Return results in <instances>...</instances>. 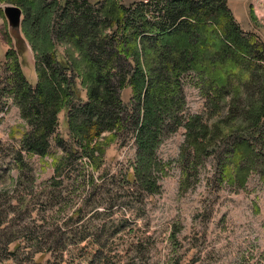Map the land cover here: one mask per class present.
Instances as JSON below:
<instances>
[{
	"label": "trees",
	"instance_id": "1",
	"mask_svg": "<svg viewBox=\"0 0 264 264\" xmlns=\"http://www.w3.org/2000/svg\"><path fill=\"white\" fill-rule=\"evenodd\" d=\"M2 1L17 2L15 5L23 10L22 29L36 53L39 79L34 86L26 80L21 50L16 49L10 71L16 76L15 89L11 93L24 116L31 118L32 127L22 140V149L0 168H9L16 160L23 172L28 163L22 150L46 154L58 126V113L66 107L71 140L56 137L57 145L67 149L68 155L66 163L64 160L55 169L53 188L62 182L57 176L83 156L75 142L92 146L85 153L90 158L98 150L95 137L104 131L124 129L136 146L135 169L126 174L125 180L140 190L153 191L148 183L152 171L159 168L156 148L183 123L185 103L180 77L193 71L203 78L206 91L220 95L215 97L217 100H223L224 94L229 97L224 131L212 130L199 114L188 117L186 128L195 143L193 151L201 154L199 142L208 139L215 145L204 155L213 157L218 173L244 181L250 171L259 170L264 178V42L242 31L228 8V0H147L130 6L113 0ZM60 8V22L49 30ZM116 24L117 31L111 32ZM124 26V35L116 38ZM55 40L73 44L79 61L61 56ZM126 84L133 88L129 105L121 98ZM83 89L87 91L86 99L82 97ZM129 140L124 139L122 144ZM82 210H74L65 225L81 217ZM0 221L2 227L6 219ZM42 228L22 222L14 227V233L5 231L7 227L0 228V254L25 264L30 256H22L26 250L20 252L21 244L27 246L25 249L36 240L38 250L50 252L55 264H63L70 253L67 248L92 236L85 226H73L71 231L55 236ZM122 228L119 224L113 233ZM94 237L89 244L97 249L71 251L69 263H128L126 255H112L122 251H111L106 238L98 234ZM13 242L19 245L12 251ZM3 260L0 257V262Z\"/></svg>",
	"mask_w": 264,
	"mask_h": 264
},
{
	"label": "rangeland",
	"instance_id": "2",
	"mask_svg": "<svg viewBox=\"0 0 264 264\" xmlns=\"http://www.w3.org/2000/svg\"><path fill=\"white\" fill-rule=\"evenodd\" d=\"M113 1L130 6L147 0ZM5 2L0 0V166H5L22 149V140L32 127L31 118L24 116L11 93L16 78L15 73L10 74L13 57L17 56L14 51L22 44L23 74L33 86L39 79L35 69L36 53L24 29L9 25L3 10ZM227 4L242 31L264 42V0H228ZM60 13L61 8L57 9L56 21L50 22L49 30L60 22ZM125 26L116 38L124 35ZM117 29L116 24L110 31ZM55 47L61 56L79 61L73 44L55 40ZM180 78L185 103L181 112L183 123L156 148L159 168L152 171L148 183L153 191L140 190L125 180L126 174L135 169L136 146L124 129L104 131L95 137L98 150L90 158L85 153L92 146L75 142L83 156L73 160L70 167L57 176L62 182L53 188L55 169L64 160L66 163L68 155L67 149L57 145L56 137L71 140L68 109L64 107L58 113V126L46 154L22 150L28 163L23 172L16 160L9 168H0V220L6 219L2 227L8 224L7 229L0 228L14 233V227L21 222L35 223L55 236L71 231L73 226L87 227L86 232L90 230L92 236L67 248L70 253L63 264H78L68 260L72 252L81 248L97 249L89 244L96 234L106 238L111 251H122L112 255H126L129 260L126 264H264V178L259 170L250 171L244 181L221 175L213 157L204 155L215 144H210L208 139L200 141L202 152L196 153L193 151L195 143L188 137L186 128L188 117L199 114L212 130L224 131L228 94H224L223 100H217L215 97L220 95L206 91L203 78L196 72H186ZM81 79L77 77L78 83ZM82 97L87 98L86 89ZM132 97L133 88L126 84L122 88L123 103L129 105ZM124 139L130 140L122 144ZM64 167L63 164L61 169ZM9 201H12L11 209H8ZM78 207L83 208L81 217L77 216L66 226V220ZM119 224L123 228L113 233ZM33 243L25 249L23 247L27 246L21 244L20 252L26 250L22 256H30L25 264L40 260L47 264L48 259L50 264H55L50 252L38 250L36 240ZM17 245L18 242H13L10 249L15 250ZM0 257H4L0 264H17L18 261L6 259L3 252Z\"/></svg>",
	"mask_w": 264,
	"mask_h": 264
},
{
	"label": "water",
	"instance_id": "3",
	"mask_svg": "<svg viewBox=\"0 0 264 264\" xmlns=\"http://www.w3.org/2000/svg\"><path fill=\"white\" fill-rule=\"evenodd\" d=\"M3 10L8 19L9 25L15 29H21L24 16L22 8L12 3H5L3 5ZM23 46L24 45L22 44V46L18 47L21 52L23 51Z\"/></svg>",
	"mask_w": 264,
	"mask_h": 264
}]
</instances>
